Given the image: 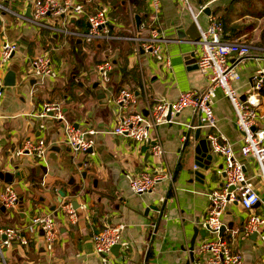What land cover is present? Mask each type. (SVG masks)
<instances>
[{
    "label": "crops",
    "instance_id": "1",
    "mask_svg": "<svg viewBox=\"0 0 264 264\" xmlns=\"http://www.w3.org/2000/svg\"><path fill=\"white\" fill-rule=\"evenodd\" d=\"M33 1L0 0L4 7L0 9V45L8 40L18 46L10 60L0 64L2 80L8 70L17 74L15 85L5 86L0 99V174L9 173V182L19 196L15 209L0 207V227L20 226L35 215L51 211L59 235L51 254L45 251L40 231L27 245L12 244L3 251L5 263L100 264L92 235L117 223L124 224L122 239L128 243L125 253L118 256L120 264H185L190 257L188 248L195 228L194 263L200 261L197 245L201 239L214 235L201 226V221L208 211V192L223 182L222 175L217 173L222 158L216 155L208 170L203 171V183L195 180L193 137L198 120L186 108L170 123L159 125L156 131L165 150L166 163L174 172L173 181L161 182L144 194H134L125 174L149 169L154 160L149 142L137 146L127 136L108 133L118 113L115 97L122 88L132 90L137 98L136 108L144 112L147 101H172L180 92L205 88L206 76L187 60L192 52L196 56L199 50L196 43L199 28H208L209 14L225 20V40H238L251 46V56L242 64L241 77L235 82L242 95L252 84L256 70L264 68V46L259 44L264 0H191L195 12L200 6L210 9L209 13L198 14L197 21L176 0H160L157 27L167 40L163 49L170 59L169 68L147 53L135 55L131 41L115 38L105 45L86 43L59 31H86L87 15L104 6L111 19V33L126 36L133 25L137 27L135 15L139 16L141 26L152 22L147 1L85 0L84 14L68 21H63V17L49 19L57 30L37 28L27 21ZM44 51L60 67L57 69L55 64L56 79L40 82L33 76L27 77L28 60ZM104 60L112 63L106 85L102 87L109 96L106 104L99 102L92 88L98 81L95 66ZM261 93L264 96V91ZM46 102L57 103L65 118L75 126L95 131L91 135L94 143L91 152H73L62 143L61 123L57 120L32 116ZM212 108L219 133L244 163L247 178L259 188L261 200L254 211L263 212L264 189L257 177L256 162L240 154L241 133L235 125V112L220 88L215 89ZM259 111L264 112L263 104ZM202 132L205 135L204 128ZM41 136L48 144L44 158L15 154L25 139ZM71 178L75 185L81 186L75 196H69L73 189L69 184ZM3 184L1 179L0 188ZM59 190L66 193L62 202L71 204L76 199L80 204L78 209L71 205L77 216L75 223L69 222L59 210ZM246 219L247 211L238 202L229 203L222 216L226 227L223 234L230 249L241 253L244 264H264V242L241 233Z\"/></svg>",
    "mask_w": 264,
    "mask_h": 264
},
{
    "label": "built area",
    "instance_id": "2",
    "mask_svg": "<svg viewBox=\"0 0 264 264\" xmlns=\"http://www.w3.org/2000/svg\"><path fill=\"white\" fill-rule=\"evenodd\" d=\"M15 2L17 0H7ZM87 1V0H86ZM93 0H89L91 2ZM149 2L152 22L146 26L131 27L128 35L116 36L111 33V19L107 8L100 6L94 13L87 15L88 28L84 32L59 29L66 35L78 37L86 43L96 40L110 41L121 38L133 43V52L140 55L142 49L158 64L170 67V59L164 52L163 44L167 41L157 27V19L161 13L160 0H143ZM186 7L191 16L197 21L198 14L204 11L200 6L195 12L191 0H176ZM85 0H34L30 17L27 19L37 28L57 30L49 19L63 17V21L85 13ZM0 9H4L0 4ZM209 24L206 30L199 28L196 43L199 50L196 53L198 70L206 76L208 84L200 90H187L179 93L176 100L161 99L146 102V114L136 108L137 98L128 88L119 90L115 97L118 113L112 128L108 133L124 135L139 146L149 142L150 153L154 163L149 169L125 174L130 190L137 195L153 190L159 183L174 179V172L166 163L165 150L157 134V127L167 124L172 118L186 108H190L194 115L201 114V127L205 129V136L210 140L212 151L222 158V164L217 170L222 175L220 187L208 192L209 206L201 226L213 236H207L197 245L201 259L194 264H244L239 252H233L227 240L218 235L222 223V216L226 206L231 202H238L247 211V219L241 233L249 237L257 232V240L264 242V210L257 213L254 207L261 200L258 186L254 185L245 172V165L235 156L232 146L219 133L217 118L213 112L215 89L220 88L223 95L232 104L235 112V125L241 133L240 154L244 158H252L257 165V177L264 189V112H260V91L264 88V68L256 70L253 82L242 95L235 82L240 79V68L246 59L250 58L251 46L238 40H225L222 37V22L217 14H209ZM64 23V22H63ZM18 46L15 42L5 40L0 45V64L9 61ZM27 75H35L40 82L44 79H56L58 72L55 62L48 51L33 55L29 60ZM112 69L110 60H104L95 66L97 79L104 87ZM4 84L0 77V99L3 95ZM170 115V116H169ZM36 118L51 117L61 123L62 143L73 152H86L93 147L91 135L94 130H83L69 122L60 106L55 102H46L40 112L32 114ZM191 127V126H190ZM43 129L44 125L41 124ZM185 137H183L184 139ZM48 144L44 136L37 139L27 138L16 155L26 154L40 159L47 154ZM233 188V189H231ZM19 200L18 193L12 182H5L0 188V205L5 209H15ZM164 198L160 201L163 202ZM59 210L66 219L75 223L77 216L69 202H61ZM54 214L48 211L42 215L31 217L20 226L5 225L0 227V264H6L3 251L12 246L13 241L18 245H27L41 232L45 251L52 253L58 238V227ZM124 224L107 225L92 235L95 254L100 264H119V254L125 253L128 243L122 239ZM120 244L119 253L115 256L112 247Z\"/></svg>",
    "mask_w": 264,
    "mask_h": 264
},
{
    "label": "water",
    "instance_id": "3",
    "mask_svg": "<svg viewBox=\"0 0 264 264\" xmlns=\"http://www.w3.org/2000/svg\"><path fill=\"white\" fill-rule=\"evenodd\" d=\"M210 9L209 7H206L204 9V12L209 13ZM135 22L137 27L140 25V18L138 15H135ZM141 53H143L144 51L141 49L140 50ZM190 58H188L187 62L188 63H195L194 67L197 68V64H196V58L194 56V53L192 52L189 56ZM16 71L14 70H8L3 78V84L4 86H14L15 82H16ZM92 88L95 90L96 92V98L99 100L100 103H104L106 104L108 102L109 96H107V94L104 92V89L102 88L101 84L99 81H96L92 84ZM144 113L146 114V111H144ZM170 116V115H169ZM197 127L195 128L194 131V137H193V141L195 142L194 145V166L197 169L192 170L193 174L195 176V180H198L200 182H204L205 179V174L203 173V171L208 170V168L212 165V163L215 161L216 159V154L213 153L212 151V146L210 143V140L203 135L202 132V127H201V114L198 113L197 114ZM203 135V136H202ZM92 148L88 149V152H91ZM83 176H85V174H83ZM10 176L9 173H5V174H0V184H1V179L5 182L10 181ZM69 184H72L73 189L71 190V192L69 193V196H75L76 193L80 192V185H75L73 178L70 179ZM233 189V188H231ZM66 196V193L63 190H59V197H58V202L61 203L62 202V198ZM71 205L74 209H78V207L80 206V204L77 202L76 199H72L71 200ZM2 210H4V206H0ZM54 208H52L53 210ZM57 213V212H55ZM226 227L224 224L221 225L218 235L222 236L223 232L225 231ZM197 236V229H194V234L190 240V244H189V260L186 261L185 264H192L194 262V243H195V239ZM249 238H251L252 240L256 241L257 240V232H252L249 235ZM13 244H18L17 241H13ZM119 247L120 244H115L112 247V252L115 256L118 255L119 253Z\"/></svg>",
    "mask_w": 264,
    "mask_h": 264
},
{
    "label": "trees",
    "instance_id": "4",
    "mask_svg": "<svg viewBox=\"0 0 264 264\" xmlns=\"http://www.w3.org/2000/svg\"><path fill=\"white\" fill-rule=\"evenodd\" d=\"M221 22H222V27H223V29H222V37L225 38V37H226V36H225V33H226V30H225L226 23H225V20H222V19H221ZM92 42H94V43H96V42H103V44H104L106 41H104V40H96V41H92ZM92 42H90V43H92ZM259 44H260L261 46H264V20H263V23H262V26H261V32H260V43H259ZM104 45H105V44H104ZM263 91H264V89H262V90L260 91L259 98H260L261 104L264 105V96H263V94L261 93V92H263ZM222 237L225 238L226 236H225L224 234H222ZM149 253H150V252H149ZM149 253H148L147 257L150 256Z\"/></svg>",
    "mask_w": 264,
    "mask_h": 264
},
{
    "label": "rangeland",
    "instance_id": "5",
    "mask_svg": "<svg viewBox=\"0 0 264 264\" xmlns=\"http://www.w3.org/2000/svg\"><path fill=\"white\" fill-rule=\"evenodd\" d=\"M55 64H56V67H57V69H58V67H60V66H57L58 65V63H56V61H55ZM29 71V65H28V70H27V72ZM29 76H32V75H27V77H29ZM33 77H35V75L33 76ZM4 88H5V86H4ZM12 209H9V211H11ZM22 246V245H21ZM122 263V262H121ZM119 264H120V262H119Z\"/></svg>",
    "mask_w": 264,
    "mask_h": 264
}]
</instances>
